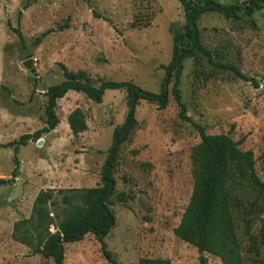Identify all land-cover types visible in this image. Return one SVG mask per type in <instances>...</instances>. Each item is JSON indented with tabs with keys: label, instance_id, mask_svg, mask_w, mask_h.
I'll use <instances>...</instances> for the list:
<instances>
[{
	"label": "rangeland",
	"instance_id": "obj_1",
	"mask_svg": "<svg viewBox=\"0 0 264 264\" xmlns=\"http://www.w3.org/2000/svg\"><path fill=\"white\" fill-rule=\"evenodd\" d=\"M214 1L234 5L247 0ZM185 22L178 0H0V180L10 179L14 169L13 148L2 146L46 126L45 93L63 80L61 65L84 70L95 86L100 79L130 81L158 93L165 75L161 66L172 57V30L176 25L185 29ZM197 28L212 61L195 54L183 62L177 88L186 115L207 135L229 134L242 151H251L264 182V9L242 19L207 13ZM27 60L34 73L24 66ZM215 64L233 65L242 76ZM173 84L164 109L139 103L136 125L119 149L116 192L130 199L110 206L116 224L104 238L109 257L87 234L64 245V264H139L143 258L200 264L198 249L173 233L192 194L190 156L201 142L198 130L179 118ZM77 108L87 129L74 136L67 117ZM127 111L122 90H106L99 104L73 91L58 100L57 127L19 149V177L0 185V264H54L15 241L14 226L29 220L40 191L101 185L113 131ZM18 180L21 194L12 198ZM49 212L54 217L61 209L49 207ZM49 230L55 232L54 226ZM252 236L238 230L243 263L264 264V212ZM251 242L258 253L246 251ZM202 258L222 264L207 253Z\"/></svg>",
	"mask_w": 264,
	"mask_h": 264
},
{
	"label": "trees",
	"instance_id": "obj_2",
	"mask_svg": "<svg viewBox=\"0 0 264 264\" xmlns=\"http://www.w3.org/2000/svg\"><path fill=\"white\" fill-rule=\"evenodd\" d=\"M178 1L185 15V29L182 33L172 30V57L167 65L161 66L165 75L158 93L145 91L130 81L100 79L99 85L95 86L84 70L73 72L61 65L63 80L50 86L45 93L46 126L2 146L13 148L14 169L11 178L0 180V185H5L13 183L20 175V161L17 157L19 149L26 146L29 140L35 141L57 127V102L68 92L82 93L97 104L102 102L106 90H122L126 93L128 111L124 123L113 131L112 143L102 167L101 185L40 191L33 202L29 220L15 224L13 239L29 247L32 255L52 259L54 264H64V245L79 242L87 234H92L101 245L103 253L109 257L104 238L116 224L110 206L114 203H127L130 199L126 192H116L113 172L119 149L136 125L135 113L139 103H155L158 108L164 109L169 101V85L174 80L171 92L180 109L179 118L198 130L201 142L193 147L190 156L194 179L192 194L173 233L203 253L219 258L222 264H244L240 255L238 230H241L243 236L253 238V227L264 212V182L257 175L251 151H242L239 148L240 142H235L229 134L207 135L203 127L186 115V107L181 101L177 85L185 59L202 54L212 61L211 52L201 45L199 39L197 22L202 15L217 13L226 18L242 19L251 16L254 11L264 9V0H247L234 5H222L214 0ZM93 15L101 18L95 11ZM15 31L22 39L21 32ZM215 65L242 76L233 65ZM67 123L74 136L87 129L84 114L79 108L68 115ZM49 207L61 209V213L53 217ZM27 224L31 230L25 227ZM51 225L55 228L53 233L49 230ZM246 251L258 253L259 249L251 242ZM139 264H170V261L143 258ZM200 264H207L206 258H202Z\"/></svg>",
	"mask_w": 264,
	"mask_h": 264
},
{
	"label": "water",
	"instance_id": "obj_3",
	"mask_svg": "<svg viewBox=\"0 0 264 264\" xmlns=\"http://www.w3.org/2000/svg\"><path fill=\"white\" fill-rule=\"evenodd\" d=\"M176 28L178 30L179 33H182L184 31V26L183 27H179L178 25H176ZM24 66L30 70L31 73H34V69H32V63L30 60H27L24 62ZM41 140L38 141V145L41 144ZM20 189H21V180H18L17 182V185L16 187L14 188L12 194H11V197L12 198H15L17 196H19L21 194L20 192ZM199 254H200V260L202 259L203 257V251L202 250H198Z\"/></svg>",
	"mask_w": 264,
	"mask_h": 264
}]
</instances>
